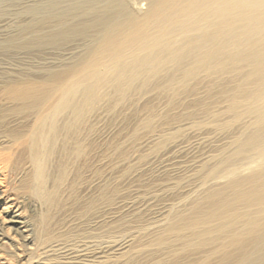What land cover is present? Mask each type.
<instances>
[{"label":"bare ground","instance_id":"bare-ground-1","mask_svg":"<svg viewBox=\"0 0 264 264\" xmlns=\"http://www.w3.org/2000/svg\"><path fill=\"white\" fill-rule=\"evenodd\" d=\"M0 264H264V0H0Z\"/></svg>","mask_w":264,"mask_h":264}]
</instances>
